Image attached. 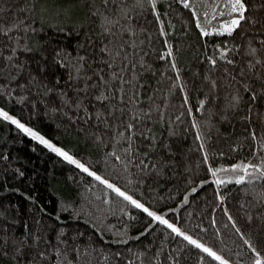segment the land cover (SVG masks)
I'll use <instances>...</instances> for the list:
<instances>
[{"label": "trees", "instance_id": "trees-1", "mask_svg": "<svg viewBox=\"0 0 264 264\" xmlns=\"http://www.w3.org/2000/svg\"><path fill=\"white\" fill-rule=\"evenodd\" d=\"M227 2L0 0V108L228 263L264 264V26L217 34ZM0 264L220 260L0 118Z\"/></svg>", "mask_w": 264, "mask_h": 264}, {"label": "snow or ice", "instance_id": "snow-or-ice-1", "mask_svg": "<svg viewBox=\"0 0 264 264\" xmlns=\"http://www.w3.org/2000/svg\"><path fill=\"white\" fill-rule=\"evenodd\" d=\"M110 2V0H102V3L107 5ZM111 2H114V0H111ZM123 2V0H122ZM142 3V0H135V3L133 4V7L139 6ZM152 6L155 7L154 0H152ZM184 7H189V4L186 2L184 4ZM226 7L229 8V14H235L230 21L224 23L221 25L222 31L218 32L219 35H229L231 36L236 29H238L241 26V23L244 21H248L253 26L257 24H261L264 26V21H261L260 19H257L253 16L246 15L248 13L249 8L245 3V0H228ZM259 9H264V4L259 5ZM257 9V10H259ZM121 11H123L121 9ZM97 13L94 12L93 15H96ZM125 18H127V14L125 13ZM105 23H111L112 21L109 20V17H104ZM118 23V21H116ZM199 27V24L197 25ZM12 30V28H5L3 25H0V35H8V33ZM202 35L207 36L209 33L207 31H204L202 29ZM261 44H264V41H261ZM256 49L252 48L250 55L255 56ZM56 56H59V53L55 54ZM171 51L168 52V56H171ZM214 64L215 61H212ZM228 63H232V61H228ZM262 62L260 60H256L255 64H261ZM173 68L175 67V64L172 65ZM249 67H255L254 64L250 63ZM257 98L256 93L253 92L250 99L252 101H255ZM0 118L6 121H10L12 124H14L18 129L26 133L27 135L31 136L33 139L38 140L41 144H43L45 147L50 149L52 152H55L58 156L63 157L66 161H68L71 164H74L77 168L81 169L83 172L87 173L89 176H93L96 180H99L101 183H104L106 187L112 189L113 192H115L118 196L122 197L124 200L131 203L135 208L141 209L142 211L146 212L148 216L152 217L154 220L159 221V223L166 225L169 229H171L172 232L176 233L177 235H183L177 229L174 227L171 223H169L167 220L163 219L160 216L155 215L153 212L149 211L147 208H145L141 203L134 200L131 196L126 195L124 192L120 191L119 188L114 187L112 184L107 183L106 181L101 180L99 176H96L93 172H90L88 168H86L83 164L77 162L74 160L70 155H68L66 152L62 151L61 149L53 146L49 141L44 139L42 136H39L36 132L32 131L31 129L25 127L24 124L20 123L18 120L11 117L7 112L0 111ZM250 119V117H249ZM246 171L247 169H243ZM235 171V169H233ZM213 175H215V172H213ZM241 181H237V183H240ZM184 240L188 241L189 244L194 245L196 248L201 249L203 252L207 253L209 256H211L213 259L220 260V264H225L223 260L219 256H217L214 252H212L209 248L204 247L203 245L197 243V241L193 240L190 236L183 235ZM256 264H261V260L258 258L256 260Z\"/></svg>", "mask_w": 264, "mask_h": 264}, {"label": "rangeland", "instance_id": "rangeland-1", "mask_svg": "<svg viewBox=\"0 0 264 264\" xmlns=\"http://www.w3.org/2000/svg\"><path fill=\"white\" fill-rule=\"evenodd\" d=\"M0 111H4V112H7V111H5V110H3L2 108H0ZM8 113V112H7ZM11 117H13L14 119H16V120H18L20 123H22V124H24L25 125V127H27V128H29V129H31L32 131H34V132H36L39 136H42L44 139H46L47 141H49V143H51L53 146H55V147H57V148H59V149H61L62 151H64V152H66L68 155H70L74 160H76L77 162H79V163H81V164H83L79 159H77L74 155H72L71 153H69L68 151H66L65 149H63L62 147H60V146H58V145H56L54 142H52L50 139H48L47 137H45V136H43L42 134H40L39 132H37L36 130H34L31 126H29L28 124H26L24 121H22V120H20L19 118H17V117H15V116H13L12 114H10V113H8ZM38 141V140H37ZM39 142V141H38ZM84 165V164H83ZM85 166V165H84ZM86 168H88L87 166H85ZM89 169V168H88ZM89 171L90 172H93V171H91L90 169H89ZM94 173V172H93ZM95 174V173H94ZM96 176H99V175H97V174H95ZM100 177V176H99ZM101 178V180H103V181H106L107 183H109V184H112L114 187H116V188H118L116 185H114L113 183H111V182H109V181H107V180H105V179H103L102 177H100ZM120 189V188H119ZM120 191H122L121 189H120ZM123 192V191H122ZM169 222V221H168ZM170 223V222H169ZM174 227H176L173 223H171ZM177 228V227H176ZM178 229V228H177ZM181 233H183V235H187V236H189L188 234H186L185 232H183V231H181V230H179ZM182 235V236H183ZM191 237V236H190ZM192 238V237H191ZM193 240H195L194 238H192ZM195 241H197V240H195ZM197 243H199L198 241H197ZM199 244H201V243H199ZM201 245H203V244H201ZM204 247H206L205 245H203ZM207 248V247H206ZM211 250V249H210ZM212 251V250H211ZM212 252H214V251H212ZM215 253V252H214ZM217 256H219L220 258H221V260H223L224 262H225V264H230V263H228L224 258H222L220 255H218L217 253H215Z\"/></svg>", "mask_w": 264, "mask_h": 264}]
</instances>
